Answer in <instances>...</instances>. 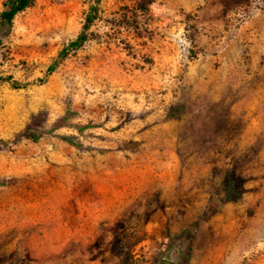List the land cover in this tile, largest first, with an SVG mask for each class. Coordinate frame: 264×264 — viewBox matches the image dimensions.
<instances>
[{"label":"rangeland","instance_id":"1","mask_svg":"<svg viewBox=\"0 0 264 264\" xmlns=\"http://www.w3.org/2000/svg\"><path fill=\"white\" fill-rule=\"evenodd\" d=\"M96 3L0 27V264H264V0H102L60 59Z\"/></svg>","mask_w":264,"mask_h":264},{"label":"crops","instance_id":"2","mask_svg":"<svg viewBox=\"0 0 264 264\" xmlns=\"http://www.w3.org/2000/svg\"><path fill=\"white\" fill-rule=\"evenodd\" d=\"M254 24V23H252ZM249 24V56L246 57L245 53L237 54L236 57L239 60H243L242 66L246 70L240 73V78L249 82V93L245 96V105L250 104L253 107H264V21L258 20L255 26ZM260 35V38L254 37V35ZM238 66H235V69ZM237 70H234L236 72ZM251 99H250V98ZM248 98L250 101H247ZM241 100L238 104L242 103Z\"/></svg>","mask_w":264,"mask_h":264},{"label":"trees","instance_id":"3","mask_svg":"<svg viewBox=\"0 0 264 264\" xmlns=\"http://www.w3.org/2000/svg\"><path fill=\"white\" fill-rule=\"evenodd\" d=\"M101 1L102 0H97L96 5L91 8L90 13L86 18V23L84 25L83 32L76 40H74L66 48H64V50L60 53V59H66L72 53L78 51L85 45V43L88 40L87 31L91 28V26L98 18L100 12L99 5ZM249 2L250 0H233V3L239 6L246 5ZM34 4H35V0H8V2L5 4V8H6L5 11L0 15V27L10 28L13 25L16 17L19 14L33 7ZM57 66L58 63L51 66L49 68V74L54 73L55 70L57 69ZM2 83H8L15 89L22 88V86L18 84L16 81H14L12 77H6V78L0 77V84ZM62 139L67 143H69L70 145L81 147V145L77 144L73 138L63 137Z\"/></svg>","mask_w":264,"mask_h":264}]
</instances>
